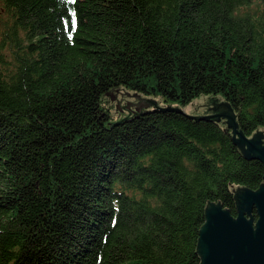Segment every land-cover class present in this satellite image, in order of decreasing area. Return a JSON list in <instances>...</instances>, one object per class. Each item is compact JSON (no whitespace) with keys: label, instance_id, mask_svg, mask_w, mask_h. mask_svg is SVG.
<instances>
[{"label":"trees","instance_id":"16d2710c","mask_svg":"<svg viewBox=\"0 0 264 264\" xmlns=\"http://www.w3.org/2000/svg\"><path fill=\"white\" fill-rule=\"evenodd\" d=\"M120 85L180 106L220 95L249 138L264 0H0V264H200L205 201L236 217L228 187L260 188L226 118L105 130L100 96Z\"/></svg>","mask_w":264,"mask_h":264},{"label":"water","instance_id":"95a60500","mask_svg":"<svg viewBox=\"0 0 264 264\" xmlns=\"http://www.w3.org/2000/svg\"><path fill=\"white\" fill-rule=\"evenodd\" d=\"M99 104L112 105L110 116L114 123L107 122L105 130L121 121H131L143 113L174 111L190 120L219 122L226 118L227 127H232L231 141L245 160L258 159L264 164V129L258 128L246 138L240 132L236 116L220 95L212 94L191 99L181 108L178 104H163L162 96H144L134 91H125L121 85L110 89L100 96ZM239 112V108H238ZM264 176L260 188L256 191L244 187L233 190V201L237 216L217 204L205 201V222L199 229L196 250L200 264H264ZM229 184V183H228ZM263 184V185H262ZM255 212V217L253 215Z\"/></svg>","mask_w":264,"mask_h":264},{"label":"rangeland","instance_id":"374dc122","mask_svg":"<svg viewBox=\"0 0 264 264\" xmlns=\"http://www.w3.org/2000/svg\"><path fill=\"white\" fill-rule=\"evenodd\" d=\"M125 91H128V90H125ZM143 95V94H142ZM145 97L147 96V95H144ZM152 98H155L156 96H151ZM162 103L163 104H167V103H165L163 100H162ZM171 104H174V103H171ZM180 106V105H179ZM108 109H112L113 108V106L112 105H108V106H106ZM181 108H184L185 106H180Z\"/></svg>","mask_w":264,"mask_h":264}]
</instances>
